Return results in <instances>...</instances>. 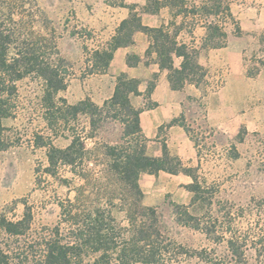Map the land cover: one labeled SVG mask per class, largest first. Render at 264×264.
Returning <instances> with one entry per match:
<instances>
[{"label":"rangeland","instance_id":"rangeland-1","mask_svg":"<svg viewBox=\"0 0 264 264\" xmlns=\"http://www.w3.org/2000/svg\"><path fill=\"white\" fill-rule=\"evenodd\" d=\"M173 1L37 0L38 18L44 20L38 28L49 37L55 35L65 59L67 88L56 95V101L65 98L75 104L88 97L102 105L103 99L113 94L117 77L89 72L94 63L93 51L108 47L122 17L127 13L131 17L130 6L134 5L139 14L144 7L157 9ZM180 1L190 11L193 5L200 7L205 0ZM224 1L234 20L225 14L216 19L224 25L230 41L236 37L235 43L243 47L247 72L258 78V94L247 107L248 121L235 134L214 133L205 126L198 103L186 107L187 115L181 122L199 144L201 160L197 165L182 163L192 176L179 172V176L172 177L173 190L138 196L117 184L116 176L106 167L110 158L104 145L121 141L123 124L108 118L100 123L94 137H89V118L80 114L68 126L52 130L45 119L47 110L40 79L30 74L17 82L14 114L4 120V137L10 145L0 150V216L17 221L28 207L33 220L21 235L0 230V248L10 253L15 264H35V254L61 220V205L82 193L93 206L108 207L111 192L116 202L113 213L124 226L129 215L140 218L143 207L156 208L166 238L160 239L164 250L151 264H264V0ZM188 15L194 17L192 13ZM199 15L203 16L202 11ZM180 90L187 96L186 89ZM132 103L137 107L136 100ZM73 130L85 138L83 166L73 173L70 166L59 165L51 173L47 170L49 143L66 147ZM193 177L200 185L196 198L189 189ZM186 210L196 219H188ZM197 222L206 229L188 224ZM70 229L61 223L63 235H70ZM231 237L243 243L244 260L233 257L229 251L227 241ZM127 257L126 264H146L141 262L139 253L132 252ZM87 263L88 257L77 264Z\"/></svg>","mask_w":264,"mask_h":264},{"label":"trees","instance_id":"trees-1","mask_svg":"<svg viewBox=\"0 0 264 264\" xmlns=\"http://www.w3.org/2000/svg\"><path fill=\"white\" fill-rule=\"evenodd\" d=\"M36 2L37 0H0V150L10 145L4 137L6 130L4 120L14 114L15 98L18 95L17 82L30 74H35L43 86L42 101L47 110L45 119L52 130L68 126L80 114L89 118L91 129L89 137H94L100 123L108 118L123 124L121 141L115 145H104L105 154L110 158L106 167L116 176L117 184L124 185L138 196H142L143 192L139 185V176L142 173L183 172L192 176L190 169L184 167L177 157L172 156L166 145H163L161 156H151L147 153L140 127L141 108L132 103V97L140 94L138 79L126 74L117 76L113 94L104 100L102 105L96 104L88 97L75 104L68 103L65 98L56 101V95L67 88V72L63 67L65 59L61 56L55 35L49 37L38 28L43 26L44 20L38 18L39 9ZM171 5L177 8L176 14L196 15L202 11L207 26L205 47L219 48L226 44L228 33L221 21L216 18L220 14H225L234 20V16L224 0H205L200 7L193 5L190 11H187L180 0H174ZM129 9L131 17L121 21L108 47L93 51L94 63L89 66L90 73L107 70L115 49L130 44L133 33L142 31L151 37L147 53L156 52L160 67L169 72L168 78L173 89H181L186 81L198 84L205 78L206 69L197 61L200 50L177 41L178 27L170 31L165 26L156 28L144 26L135 11V6L132 5ZM158 10L159 8L144 7L142 12L155 13ZM238 28L240 31V27ZM173 55L183 58L180 68L174 66ZM133 63L135 59L132 60L129 56V64ZM152 89L151 83L148 85L147 93ZM181 125L187 132L189 131L184 123L181 122ZM72 132L71 141L64 148L49 143L47 170H51V173L54 172L53 168L59 165L70 166L73 173L77 172L78 167L83 166L81 161L83 151L87 149L85 138L74 130ZM38 143L45 145L44 142ZM83 189L81 187L80 190ZM189 189L195 193V198L198 197L196 195L200 185L195 177ZM111 194L108 207L93 206L82 193L77 194L73 200L69 199L66 205H61V220L49 237L44 239L42 248L38 252L35 251L37 252L34 256L35 264H77L86 257L87 264H126L127 256L132 252L141 254V262L151 264L156 255L164 250L159 243L160 239L166 238L159 226L156 208L143 207L142 216L138 218L133 214L129 215L128 224L124 226L117 221L113 213L112 209L116 202L114 193ZM175 206L179 207L177 204ZM184 213L188 219H196L187 210ZM32 220L33 215L28 207L17 221L1 215L0 230L21 235L30 228ZM62 222L70 226V235L62 234ZM188 224L196 229H206L200 227L198 222L194 225ZM227 246L233 257L244 260L245 249L242 242L231 237L227 241ZM0 264H15L10 253L3 248H0Z\"/></svg>","mask_w":264,"mask_h":264},{"label":"crops","instance_id":"crops-1","mask_svg":"<svg viewBox=\"0 0 264 264\" xmlns=\"http://www.w3.org/2000/svg\"><path fill=\"white\" fill-rule=\"evenodd\" d=\"M139 16L141 24L147 27L165 26L170 31L178 27L177 41L200 50L197 61L206 69L205 78L198 84L186 81L182 89H186L187 96L180 89H173L168 78L169 72L160 67L156 52L147 53L151 37L142 31L133 33L130 44L115 49L109 67L103 74L98 71L92 75L116 79L120 74H126L138 79L140 94L133 96L132 101L136 100L137 107L141 108L140 127L147 153L161 156L163 145H166L168 152L182 163L197 165L201 160L200 146L181 125L182 116L187 115L186 107L198 103L205 126L214 133L235 134L248 121L245 119L249 115L247 107L257 97L258 78L249 76L243 59L244 49L235 43L236 37L233 41L229 37V42L223 47L204 46L207 26L205 17L199 13L192 18L188 14H176L174 7L166 4L155 13L140 12ZM126 18L128 13L121 21ZM115 33L116 30L111 38ZM129 56L135 59V63L129 64ZM173 59L174 66L180 68L183 58L173 55ZM151 83L153 89L147 93ZM110 96L105 97L103 102ZM177 176L179 174L166 171L158 174L142 173L139 185L146 196H154L160 190H173L171 180Z\"/></svg>","mask_w":264,"mask_h":264}]
</instances>
